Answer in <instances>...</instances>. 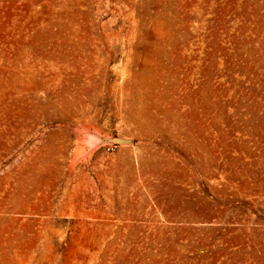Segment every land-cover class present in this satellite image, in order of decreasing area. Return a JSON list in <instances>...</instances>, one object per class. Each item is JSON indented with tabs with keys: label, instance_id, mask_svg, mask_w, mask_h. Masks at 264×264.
<instances>
[{
	"label": "rangeland",
	"instance_id": "374dc122",
	"mask_svg": "<svg viewBox=\"0 0 264 264\" xmlns=\"http://www.w3.org/2000/svg\"><path fill=\"white\" fill-rule=\"evenodd\" d=\"M0 264H264V0H0Z\"/></svg>",
	"mask_w": 264,
	"mask_h": 264
},
{
	"label": "water",
	"instance_id": "95a60500",
	"mask_svg": "<svg viewBox=\"0 0 264 264\" xmlns=\"http://www.w3.org/2000/svg\"><path fill=\"white\" fill-rule=\"evenodd\" d=\"M86 135L88 137L86 145L89 152L101 147L131 146L133 144L129 139L116 136H102L93 131H87Z\"/></svg>",
	"mask_w": 264,
	"mask_h": 264
}]
</instances>
